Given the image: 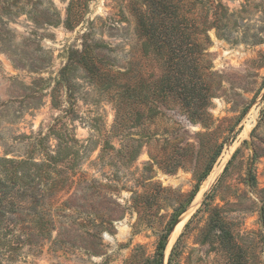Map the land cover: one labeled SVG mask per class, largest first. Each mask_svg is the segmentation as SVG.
<instances>
[{
    "label": "rangeland",
    "instance_id": "rangeland-1",
    "mask_svg": "<svg viewBox=\"0 0 264 264\" xmlns=\"http://www.w3.org/2000/svg\"><path fill=\"white\" fill-rule=\"evenodd\" d=\"M5 5L0 264H264V0Z\"/></svg>",
    "mask_w": 264,
    "mask_h": 264
},
{
    "label": "trees",
    "instance_id": "trees-1",
    "mask_svg": "<svg viewBox=\"0 0 264 264\" xmlns=\"http://www.w3.org/2000/svg\"><path fill=\"white\" fill-rule=\"evenodd\" d=\"M6 0H0V9L2 11H8V7L5 5ZM28 161L19 160L16 161L14 159H0V163L3 164V167L0 171V208H2V204H14L15 194L19 192L21 189L22 181L25 176L23 174V167L27 165ZM34 194V193H33ZM32 194V195H33ZM12 198V199H11ZM35 198V197H34ZM9 201V202H8ZM177 213L174 216V220L171 223V227L175 223L177 217L181 214ZM169 234V230L165 233L162 238V241L159 245V250L162 251L165 247V241Z\"/></svg>",
    "mask_w": 264,
    "mask_h": 264
},
{
    "label": "bare ground",
    "instance_id": "bare-ground-1",
    "mask_svg": "<svg viewBox=\"0 0 264 264\" xmlns=\"http://www.w3.org/2000/svg\"><path fill=\"white\" fill-rule=\"evenodd\" d=\"M215 172L212 173L211 178L214 176ZM189 209V208H188ZM189 216V215H188ZM187 218V214L184 215L183 217L180 218V220L178 221V223L176 224L174 230L171 233V237H170V243H172L174 241V239L176 238V236L178 235V233L180 232L185 220Z\"/></svg>",
    "mask_w": 264,
    "mask_h": 264
}]
</instances>
